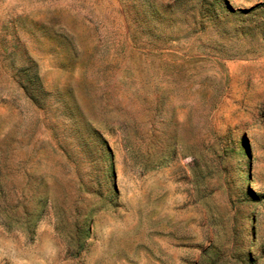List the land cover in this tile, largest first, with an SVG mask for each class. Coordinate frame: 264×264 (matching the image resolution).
Segmentation results:
<instances>
[{"label": "rangeland", "instance_id": "rangeland-1", "mask_svg": "<svg viewBox=\"0 0 264 264\" xmlns=\"http://www.w3.org/2000/svg\"><path fill=\"white\" fill-rule=\"evenodd\" d=\"M0 264H264V0H0Z\"/></svg>", "mask_w": 264, "mask_h": 264}]
</instances>
